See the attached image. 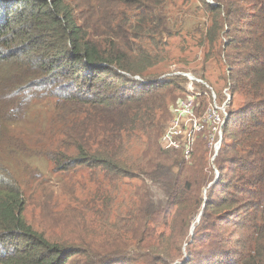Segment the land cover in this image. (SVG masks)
Wrapping results in <instances>:
<instances>
[{"label": "trees", "instance_id": "trees-1", "mask_svg": "<svg viewBox=\"0 0 264 264\" xmlns=\"http://www.w3.org/2000/svg\"><path fill=\"white\" fill-rule=\"evenodd\" d=\"M88 1L93 23L72 0H0V132L48 109L50 141L32 154L99 186L60 223L35 225L0 159V264H264V0ZM198 10L208 21L195 32L243 103L214 163L203 139L189 162L161 149L187 79L145 76ZM1 141L30 155L22 139Z\"/></svg>", "mask_w": 264, "mask_h": 264}, {"label": "rangeland", "instance_id": "rangeland-1", "mask_svg": "<svg viewBox=\"0 0 264 264\" xmlns=\"http://www.w3.org/2000/svg\"><path fill=\"white\" fill-rule=\"evenodd\" d=\"M207 1L213 3L211 0ZM72 2L79 12H83L87 23H93L96 20L94 11L86 9L85 5L89 3L88 0H72ZM207 21L204 12L198 10L187 22L185 30H181V35L173 36L169 40V45L163 53L164 58L159 66L145 76L155 79L175 70L192 73L198 78L205 79L217 92L220 102L223 103L224 97L221 92L228 83L227 69L223 62L217 59L216 53L212 52L210 45L203 43L204 38L201 39L200 34L195 32L197 27L200 25L203 27ZM236 29V27H232L229 32L234 35ZM224 30L228 32L227 28ZM101 31L105 32V29ZM226 40L223 38L221 42L225 43ZM177 96L170 105L179 98L185 97V93H180ZM234 103L236 107H241L243 104L237 96ZM52 118V113L41 107L32 111L25 123L11 125L8 129L4 128L0 132V159L4 160L2 162L9 167L16 180L24 188L25 198L28 202L27 218L35 225L48 222L47 225H43L45 227L49 226L52 221L60 223L61 219L57 214L66 206L89 204L95 201L99 191V186L94 181V175L88 170L69 173L63 177L54 173L49 161L38 157L37 153L32 154L39 142L45 145L50 141L51 136L47 132V128L50 129ZM7 135L22 139L29 148L30 155L38 158H27L30 155L25 156L20 151V147L18 150L5 151L6 146L1 140ZM210 187L211 185L203 190L204 196L207 195ZM155 191L157 194L160 193L162 200H165V195L162 192H158V189Z\"/></svg>", "mask_w": 264, "mask_h": 264}, {"label": "built area", "instance_id": "built-area-1", "mask_svg": "<svg viewBox=\"0 0 264 264\" xmlns=\"http://www.w3.org/2000/svg\"><path fill=\"white\" fill-rule=\"evenodd\" d=\"M181 76L187 79L186 96L170 105V120L160 138V146L166 152H181L189 162L200 139L206 141L211 153V162L217 158L224 140V129L229 119L233 102L230 86L221 92L224 101L220 102L217 92L203 79L192 73L173 71L163 76ZM142 81L140 77H134ZM216 180L220 174L215 169Z\"/></svg>", "mask_w": 264, "mask_h": 264}, {"label": "water", "instance_id": "water-1", "mask_svg": "<svg viewBox=\"0 0 264 264\" xmlns=\"http://www.w3.org/2000/svg\"><path fill=\"white\" fill-rule=\"evenodd\" d=\"M210 4H214V3H210ZM215 183H216V182H215ZM201 216H202V213L200 214V217H201ZM200 217L197 219V222L200 221ZM197 222H196V223H197ZM194 229H195V226L192 227V234H193Z\"/></svg>", "mask_w": 264, "mask_h": 264}]
</instances>
